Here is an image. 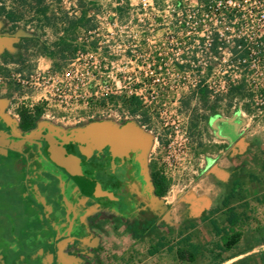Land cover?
Returning <instances> with one entry per match:
<instances>
[{
	"label": "built area",
	"instance_id": "1",
	"mask_svg": "<svg viewBox=\"0 0 264 264\" xmlns=\"http://www.w3.org/2000/svg\"><path fill=\"white\" fill-rule=\"evenodd\" d=\"M45 4L64 48L48 49L50 69L12 72L9 80L23 93L19 108L34 115L41 106L40 121L60 133L135 123L162 142L164 176L175 181L195 174L186 103L230 105L234 116L264 126V0Z\"/></svg>",
	"mask_w": 264,
	"mask_h": 264
},
{
	"label": "rangeland",
	"instance_id": "2",
	"mask_svg": "<svg viewBox=\"0 0 264 264\" xmlns=\"http://www.w3.org/2000/svg\"><path fill=\"white\" fill-rule=\"evenodd\" d=\"M13 2L18 7L15 16L23 22V33L28 31L26 22H36L33 25L34 37L23 42L28 49L16 57V70L0 69V77L8 83V95L16 94L20 97L23 95L22 91L9 80L11 72L25 76L31 74L36 70V60L40 56L47 55L51 47L64 48V43L60 45L56 37L60 29L44 0H11ZM39 21H43V24ZM184 107L190 110L192 120L191 155L195 174L188 172L189 177L177 176L175 181L169 176L166 178L161 165L165 156L162 142L158 145L153 135L141 130L135 123L124 128L146 147L142 162L146 194L143 200L138 197V201L131 202L132 207L127 213L99 212L89 218L95 230L90 239L100 241L96 251L98 264H188L179 262L174 253L169 254L165 250L155 257L148 255L150 247L157 243L158 236L164 237L168 244L175 246L181 233L192 237L194 243L206 245L213 251V254H207L197 264H263L264 126L254 124L248 118L234 116L230 105L211 104L202 99L186 103ZM18 111L21 115L29 110L22 106ZM37 113H43L41 106L34 108V115ZM38 122L39 127H48L60 133L46 122L40 119ZM223 123H239L240 126L234 134L236 139L223 137ZM104 124L114 127L111 123ZM89 125L90 123L60 134L67 138ZM152 164L156 167V173L169 182V192L164 199L157 198L153 193ZM234 177L242 179L240 188L244 198L235 207L242 215L243 223L238 230L243 237L237 249L220 252L216 248L220 240L215 236L212 226L199 220L203 213L220 207L226 186ZM99 204L115 207L106 201ZM147 211L155 212L158 219L145 222ZM214 219L221 227L226 225L223 213L215 215ZM189 223H195L196 227L187 230Z\"/></svg>",
	"mask_w": 264,
	"mask_h": 264
},
{
	"label": "crops",
	"instance_id": "3",
	"mask_svg": "<svg viewBox=\"0 0 264 264\" xmlns=\"http://www.w3.org/2000/svg\"><path fill=\"white\" fill-rule=\"evenodd\" d=\"M17 9L14 2L8 1L6 12L15 15ZM0 15V69L15 71L16 57L28 49L23 42L34 37L36 22H26L28 31L23 33L20 19L15 16L11 22ZM53 64V59L43 54L35 66L47 70ZM22 100V96L8 95V83L0 82V264H98L100 241L90 239L95 230L89 218L111 209L82 195L52 162L49 145L12 137L17 134L53 142L44 136L52 130L39 127V122L36 129L21 131L18 105ZM100 131L119 134L115 127L92 123L72 136L90 139ZM138 142L144 160L146 147Z\"/></svg>",
	"mask_w": 264,
	"mask_h": 264
},
{
	"label": "trees",
	"instance_id": "4",
	"mask_svg": "<svg viewBox=\"0 0 264 264\" xmlns=\"http://www.w3.org/2000/svg\"><path fill=\"white\" fill-rule=\"evenodd\" d=\"M0 14L11 22L16 20L15 15L6 12L5 9H1ZM70 26L74 27L75 23L71 22ZM40 117V113L33 115L30 111H25L20 115L21 121L19 128L27 133L36 129ZM221 125V134L223 137L236 139L234 134H236L240 126L239 123H223ZM48 143L51 149L52 147L53 149L58 147L55 142L49 141ZM53 156L54 154L50 155L51 158H53ZM55 161L56 159L52 160L53 163H55ZM151 178L154 195L159 199L165 198L169 192V182L166 178L156 173V167L153 164L151 165ZM241 182V177H234L231 179L226 186V193L220 207L210 212L203 213L199 220L202 223H209L212 226L215 236L220 240V244L216 246L220 252H230L237 249L243 237L242 232L238 230L243 223L242 215L237 212L235 207V204L244 198L240 188ZM219 213H223L226 217L225 226L221 227L214 219L215 215ZM146 215L147 219L145 222L147 223L158 219L157 214L153 211H147ZM195 227V223H189L186 229L189 230ZM157 238V243L151 246L148 251L150 257L160 255L165 250L169 254L174 253L176 259L181 263L197 264L199 261L203 260L207 254H213V251L208 246L201 243H194L192 237L184 236L182 233L175 246L168 244L162 236H158Z\"/></svg>",
	"mask_w": 264,
	"mask_h": 264
},
{
	"label": "flooded vegetation",
	"instance_id": "5",
	"mask_svg": "<svg viewBox=\"0 0 264 264\" xmlns=\"http://www.w3.org/2000/svg\"><path fill=\"white\" fill-rule=\"evenodd\" d=\"M121 131L122 130L118 131L119 134H117V136L106 131L94 133L90 138L97 135L99 139L98 142L92 145V151L87 153L88 159H85L86 157L82 156L80 152L83 143H76L75 137L77 136H72L71 134L65 138L60 133L54 131L45 132L44 136L48 135V138L58 146L54 149L50 147L51 152H54L53 160L72 155L81 158L85 162L86 169L94 175L96 181L102 188L113 191L115 198L119 199V201L113 202L101 200L109 202L115 207L104 206L107 209H111V212L117 211L122 214L129 211L130 207H132L131 202L138 201V197L141 198V200L144 199L146 185L142 172L143 149L141 144L138 141H134L131 134L126 131ZM125 134L133 140L131 144L124 143L122 148L117 147L115 150L106 145L105 138L121 137ZM79 138L80 140H89V138L87 139V137L84 136H79ZM38 142L49 145L45 139L42 141L39 140ZM101 201L94 202L99 204ZM123 209H125V211H123Z\"/></svg>",
	"mask_w": 264,
	"mask_h": 264
},
{
	"label": "water",
	"instance_id": "6",
	"mask_svg": "<svg viewBox=\"0 0 264 264\" xmlns=\"http://www.w3.org/2000/svg\"><path fill=\"white\" fill-rule=\"evenodd\" d=\"M17 140L20 141H30V142H38L39 139L32 136H23V135H12ZM99 136H95L90 138L89 140H80L77 136L75 137V141L83 143L80 148V152L82 156H85V159H88V152H91L92 145L98 142ZM106 145L110 146L113 150L117 147H121L125 143L131 144V139L127 134L121 137L114 138H105ZM56 167H58L61 171H63L68 178L79 188L82 195L93 200V201H101V200H109V201H119V199L115 198L114 192L109 189H103L102 186L96 181L94 175L89 172L85 167V162L77 157V156H65L62 158H58L55 161Z\"/></svg>",
	"mask_w": 264,
	"mask_h": 264
}]
</instances>
